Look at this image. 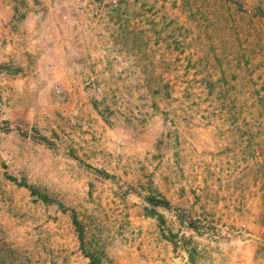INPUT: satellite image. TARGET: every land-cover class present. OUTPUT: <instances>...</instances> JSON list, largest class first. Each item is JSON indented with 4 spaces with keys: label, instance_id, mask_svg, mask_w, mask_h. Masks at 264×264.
<instances>
[{
    "label": "rangeland",
    "instance_id": "rangeland-1",
    "mask_svg": "<svg viewBox=\"0 0 264 264\" xmlns=\"http://www.w3.org/2000/svg\"><path fill=\"white\" fill-rule=\"evenodd\" d=\"M7 11L0 75L37 68L54 80L32 122L0 116V264H90L85 251L95 264H264V0H0ZM114 18L126 40L128 25L138 32L133 67L114 60ZM101 24L105 60L64 67L73 80L49 67L66 52L82 58L86 29ZM199 37L207 49L193 59ZM158 49L169 58L163 65ZM154 119L165 127L155 153L166 158L136 160L133 184L113 172L116 153L100 135L121 122L138 133ZM214 120L234 140L186 171L180 124ZM147 193L167 200L155 207L164 223L148 214Z\"/></svg>",
    "mask_w": 264,
    "mask_h": 264
},
{
    "label": "crops",
    "instance_id": "crops-1",
    "mask_svg": "<svg viewBox=\"0 0 264 264\" xmlns=\"http://www.w3.org/2000/svg\"><path fill=\"white\" fill-rule=\"evenodd\" d=\"M11 14L12 11H7L4 14H1L0 12V32L1 30L4 31L7 29L6 23L12 16ZM25 17L26 16H24V18ZM19 18L24 19L21 17ZM113 22V27L109 31V34L110 32L112 33L113 39H109V43L113 42L114 47H112L114 49V60L118 61L117 65H122L124 63L125 65L133 67V64L137 63L135 59L138 56V41L136 38L138 32L136 30V27L132 25L127 26V30H129V36L126 40L124 32V29L126 27L120 25V23L115 18L113 19V21H111V23ZM103 28V24H101L98 26V28L91 27L89 29H86L85 38H82L84 43H82L80 46V48H82V58L77 56L68 57L66 55L69 54V52H66L65 55H62L60 60L55 61V64L50 63L49 67L56 68L57 71L62 69V74L65 75V79L73 80V72H64V67L73 70V68L80 66L82 69L86 70L87 68L89 70V67H91L94 63V55L98 56V58H96L95 60L99 61V63L101 60H105L106 55L104 54L103 58H101L100 54V52H104V44L101 41L103 38ZM91 30H94L98 33V38L91 34V32L89 37V31ZM193 34L194 36L196 35L195 33ZM151 36V38H153L152 34ZM202 38L203 37L197 38L199 43L193 42L192 47L189 48L191 57L193 59L196 58L197 54L200 58L203 54V51L206 52L205 50L207 48L206 45L202 44ZM75 40L76 36H72L70 39L72 45H74L73 43ZM75 48H79V43H75ZM9 56H13L12 53H10ZM123 59L126 60L123 61ZM168 59L169 58L166 56L164 51L162 49H158L157 54H155V61H160V65H163V61L166 62L165 60ZM180 60L182 59L180 58ZM16 62L18 66L23 65L22 61L16 60ZM199 67L202 69L203 64L201 63ZM201 71L202 73L205 72L203 70ZM44 74L50 73L37 72V68H33V71H29L27 74L23 75H0V116H8L7 118L9 119L18 118L21 116L22 119H28L30 122L35 120L37 118L35 114H37L40 110L39 97L43 92H48L49 94V90L51 89V85L54 80L49 77L46 78ZM124 74L126 73H119L120 79H117L118 82L122 81V77L124 76ZM126 76H130V74H127ZM203 79L205 78L201 77V80ZM133 86V84H130V88L128 89L130 92H132ZM51 92H53V89H51ZM120 93L123 94L122 91H120ZM27 94L29 96H27ZM149 109H151L150 113H153L154 115L155 111L152 110L151 106H149ZM198 113H196L195 115H198ZM216 116L217 114H215V116L213 115L212 117ZM155 117L156 115H154V118ZM216 123L217 121L214 120V123L207 125H204L202 121L180 124V127L178 129V137L180 141L179 146L181 148V150L179 151V156L185 163H189L185 165L186 171H196L197 168L195 167H197V164L201 160L209 161L212 155L211 147H215L214 150H216L218 149V147L221 149H226L227 146L231 145L234 139L231 134L232 130L230 126L225 122L221 124ZM164 131V125L158 122L157 119H154V121L146 122L141 127V131H139L138 133L135 132L130 125L124 124L122 122L119 123V125L114 126L112 130L106 127L105 130L101 132L100 137L101 140L104 141L103 143L106 144V148L110 149V147H113V153H116L113 157V162L109 163L113 172L119 173L120 176H124L127 180H129V182L133 184L139 182L140 176L138 173H135L136 160L141 158L143 155L151 154H153L152 156L156 158L159 157L157 158V160H164L163 158H166V155L164 153H160V155L155 153L156 140L160 138L161 133ZM123 169L125 171H123ZM155 182L158 189L165 196V198H168L169 192L163 189V184L158 180H155Z\"/></svg>",
    "mask_w": 264,
    "mask_h": 264
},
{
    "label": "trees",
    "instance_id": "trees-1",
    "mask_svg": "<svg viewBox=\"0 0 264 264\" xmlns=\"http://www.w3.org/2000/svg\"><path fill=\"white\" fill-rule=\"evenodd\" d=\"M9 178L14 179V177H12V176ZM19 184L26 186L32 195L36 194L43 201L50 200L45 193L39 192L38 189L36 187H34L32 184L25 183L24 181H21ZM144 199L147 202V204L149 205V207H147L148 208V214L154 216L157 219L159 224L164 223L163 214L160 211H158L155 207L156 206L167 207L168 206L167 200L162 195L155 194V193H147V195L144 197ZM71 220H72V222H73V224L77 230L79 241H81V243H82V229L79 226V220L77 219L74 211L72 212ZM187 226L192 228V229L195 228L192 221L187 222ZM162 234H163L162 235L163 237L170 240L173 244L175 243L174 236L177 234L176 232H173L170 229H167V233H162ZM85 255H87L90 258L89 259L90 264H95L96 261L94 259H92L91 255L89 253H86V251H85Z\"/></svg>",
    "mask_w": 264,
    "mask_h": 264
}]
</instances>
